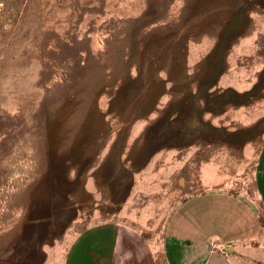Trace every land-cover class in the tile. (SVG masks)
Masks as SVG:
<instances>
[{
    "label": "rangeland",
    "instance_id": "1",
    "mask_svg": "<svg viewBox=\"0 0 264 264\" xmlns=\"http://www.w3.org/2000/svg\"><path fill=\"white\" fill-rule=\"evenodd\" d=\"M263 149L264 0H0V264H68L106 222L158 257L209 190L247 198L264 264Z\"/></svg>",
    "mask_w": 264,
    "mask_h": 264
},
{
    "label": "crops",
    "instance_id": "2",
    "mask_svg": "<svg viewBox=\"0 0 264 264\" xmlns=\"http://www.w3.org/2000/svg\"><path fill=\"white\" fill-rule=\"evenodd\" d=\"M256 176L258 199L264 207V149ZM250 208L247 198L231 192H199L179 204L168 218L158 257L152 247L139 244L136 236L132 239L120 224L106 222L83 232L68 264H156V259L164 264H247L245 248L237 241L242 243L250 232ZM221 236L228 238L230 247L212 249L210 240Z\"/></svg>",
    "mask_w": 264,
    "mask_h": 264
},
{
    "label": "built area",
    "instance_id": "3",
    "mask_svg": "<svg viewBox=\"0 0 264 264\" xmlns=\"http://www.w3.org/2000/svg\"><path fill=\"white\" fill-rule=\"evenodd\" d=\"M211 245H212L213 247L218 246V245L216 244V240H212V241H211Z\"/></svg>",
    "mask_w": 264,
    "mask_h": 264
}]
</instances>
